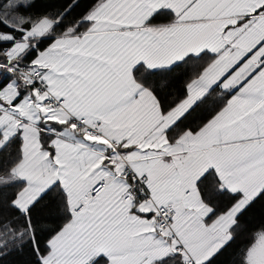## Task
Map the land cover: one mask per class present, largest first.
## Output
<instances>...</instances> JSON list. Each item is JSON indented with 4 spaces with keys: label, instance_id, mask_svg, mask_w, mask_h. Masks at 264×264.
Here are the masks:
<instances>
[{
    "label": "crops",
    "instance_id": "0c3cea01",
    "mask_svg": "<svg viewBox=\"0 0 264 264\" xmlns=\"http://www.w3.org/2000/svg\"><path fill=\"white\" fill-rule=\"evenodd\" d=\"M166 7L175 13L172 22L148 23ZM262 7L264 0H104L89 15L92 24L85 32L57 36L48 62L33 63L43 72L47 92L31 86L20 110L7 106L16 100H1L0 115H7L5 122L15 120L8 137L0 128L3 143L18 130L23 138L13 174L25 187L16 205L26 210L60 181L73 210L72 219L49 240L44 264H89L99 257L107 264H153L177 250L202 264L231 239L236 216L264 189ZM16 45L27 46L24 41ZM203 52L213 59L188 83L186 96L163 113L155 94L135 77V66L169 68ZM216 85L232 92L225 106L198 131H185L170 142L167 130ZM16 88L22 94L20 82ZM47 95L62 104L43 106ZM39 98L44 112L24 117L35 113L30 100ZM79 116L101 121L103 135L95 138L77 129ZM49 120L62 124L52 138L54 158L40 139L39 123ZM126 162L146 175L145 193L124 173ZM209 169L223 188L241 194L212 221L207 218L213 207L198 187ZM101 178L108 180L107 187L88 201L90 187ZM129 188L133 195L124 199ZM84 199L85 207L76 212ZM162 204L176 209L164 235L156 226ZM257 236L247 264H264V230Z\"/></svg>",
    "mask_w": 264,
    "mask_h": 264
},
{
    "label": "trees",
    "instance_id": "16d2710c",
    "mask_svg": "<svg viewBox=\"0 0 264 264\" xmlns=\"http://www.w3.org/2000/svg\"><path fill=\"white\" fill-rule=\"evenodd\" d=\"M103 1L0 0V62L19 67L32 66L39 53L57 36L85 32L92 24L89 15ZM43 18L53 21L47 35L40 37L30 34L35 24ZM174 18V11L166 7L154 13L148 23H169ZM23 41H26L27 46L15 63L8 51L17 42ZM212 59V54L203 52L188 55L169 68L151 69L138 64L133 71L137 80L155 94L163 113H167L186 96L188 83L201 75ZM17 72L21 73L12 66H0V89ZM21 75L19 82L23 87L22 94L31 86L37 87L28 83L23 73ZM231 94V91L223 90L219 85L211 88L167 130L169 141L175 142L185 131L196 132L201 129L225 106ZM61 126L54 120L39 123L42 147L49 151L52 158L55 154L52 138ZM2 138L0 130V141ZM22 144L21 130H18L0 147V264H44L42 258L49 252V240L73 217V210L60 181L43 192L26 210L16 205V199L25 187V181L13 174V168L22 159ZM198 187L204 201L213 207L207 221L227 212L241 197L240 193L223 188L214 169H209L198 180ZM262 230L264 189L236 216L231 228V239L202 264H247L248 250ZM89 264H107V259L99 257ZM153 264H191V259H186V254L177 250Z\"/></svg>",
    "mask_w": 264,
    "mask_h": 264
},
{
    "label": "built area",
    "instance_id": "2783aa9c",
    "mask_svg": "<svg viewBox=\"0 0 264 264\" xmlns=\"http://www.w3.org/2000/svg\"><path fill=\"white\" fill-rule=\"evenodd\" d=\"M0 66H12L15 69H18L23 73L28 81V83L35 84L41 88L44 92H47L46 84L43 78V72L39 67L36 66H13L9 62H0ZM63 100L61 98H55L54 96L47 95L43 100V106L51 107L62 104ZM74 125L77 129L83 131L86 135L91 137L99 138L103 135V124L101 121L91 122L85 116H79L74 119ZM111 145L113 147H118V141L112 140ZM124 173L129 175V178L132 181L139 182L137 186V191L141 194L145 193V187L143 185V180L146 178V175H138L135 171L132 170L128 162ZM108 185V180L106 178H101L96 181L89 189L86 198L87 200H92L96 198ZM133 195V189L129 188L124 199H129ZM86 205L85 199L82 200L76 208V212L81 211ZM176 215V209L173 205L162 204L157 209L156 221H157V233L164 235L171 228L172 220ZM168 235L175 240L176 235L173 231H170ZM191 264H196L191 260Z\"/></svg>",
    "mask_w": 264,
    "mask_h": 264
},
{
    "label": "rangeland",
    "instance_id": "374dc122",
    "mask_svg": "<svg viewBox=\"0 0 264 264\" xmlns=\"http://www.w3.org/2000/svg\"><path fill=\"white\" fill-rule=\"evenodd\" d=\"M52 20H50L49 18H43L41 21H39L38 23L35 24V27L33 30H31L29 33L30 34H36V35H40V36H43V35H47L48 33V30L50 29L51 25H52ZM29 33L27 34L26 37L29 36ZM26 43V41H25ZM25 46V45H24ZM49 46L51 45H48L45 49H43L40 53V55L38 56V58H36L34 60V64L36 63L37 66H44V64H46V62H48V60L50 59L51 57V53L52 51L49 49ZM25 48V47H24ZM24 49H22V47L20 45H13L8 53H9V56H10V59L13 60V62L17 63L18 62V56L21 54V52L23 51ZM33 64V65H34ZM21 73L17 72L14 76H12V83L10 85H5L4 87L5 88H1L0 89V108L2 107L1 106V100H4L5 102H7L9 100L11 101H15L16 98L21 94V92H18L17 91V88H16V84L19 83L20 79H21ZM32 90V89H30ZM18 92V93H17ZM25 97V99H23ZM29 97V96H28ZM28 97L27 95L24 94V96L22 98L19 99V101H17L16 103H12L11 105L10 104H6L7 106H10V108L12 109L13 107H16V110H20V109H23L22 107L20 106H23L24 103L27 102L28 100ZM31 103L34 104L33 106V109H34V114H28V111L26 112V114L24 115L27 116V117H33L35 116L36 114L40 116V114L42 112H44V108L42 107V105H40V98L37 99V100H30ZM14 110V111H16ZM0 114H1V111H0ZM7 115L6 114H2L0 115V128H3L4 130V133H5V136L8 137V134L10 133V130L12 128V124L15 123V120H11V119H8V122H5L6 121V118ZM30 120V119H29ZM20 124V123H19ZM16 132V131H15ZM4 140L2 139L0 141V147L4 144L3 143ZM258 237V236H257ZM256 237V239H257ZM251 248V247H250ZM249 248V250H250ZM248 250V252H249Z\"/></svg>",
    "mask_w": 264,
    "mask_h": 264
}]
</instances>
